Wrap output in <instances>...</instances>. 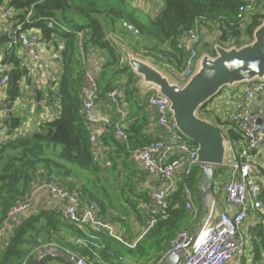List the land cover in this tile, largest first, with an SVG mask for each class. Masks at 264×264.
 I'll list each match as a JSON object with an SVG mask.
<instances>
[{
  "label": "trees",
  "instance_id": "obj_1",
  "mask_svg": "<svg viewBox=\"0 0 264 264\" xmlns=\"http://www.w3.org/2000/svg\"><path fill=\"white\" fill-rule=\"evenodd\" d=\"M142 1L9 0L7 2L12 10L9 20L13 23V31L11 35H0V46L8 45L4 51L3 63L10 74L6 98L10 109L23 94V82L32 77V66L21 53L23 51L27 55L22 44L12 43L17 32L28 31L35 26L36 30L42 33L43 49L47 48L58 54L61 70L52 75L50 82H47L52 96H58L59 112L56 116L41 122L36 131L20 134L0 143V234L5 232L1 230L8 210L19 201L31 196L36 183L46 180L58 181L70 189L78 187L84 198L97 200L102 205L104 216L107 209L106 198L109 195L101 183H106L109 176L102 177L103 169L98 160L100 150L107 146H116L120 152L130 156L133 151L141 148L151 139L148 131L152 124L156 126V113L147 107V96L141 98L139 95V88L136 87L139 76L124 61L122 52L110 37L111 34L119 37L136 54L151 59L162 68L173 66L183 69L187 53L178 48V42L188 36L195 27H198L203 38L201 48L215 53L211 44L204 43L205 34H217L218 41L223 46L232 44L241 46L253 39L256 27L264 19L261 13L252 15L245 22L239 19V8L246 0H164L163 6L155 15L146 10L148 5L143 4ZM123 22L132 23L139 33L128 31L124 28ZM92 50L105 52L109 59L101 66L100 71L95 70L98 74L99 97L107 98V94L116 87L124 92L121 106L129 111V124L126 130L130 137L127 142L122 141L115 134V129L113 132L102 130L99 148L91 145L90 132L80 109L82 104L80 89L86 67L93 63ZM37 91L41 98L44 91L42 89ZM232 93L236 92L232 91ZM209 103L201 110L202 114H213L208 108ZM9 112L0 117V123L13 132L23 124L24 119L19 114ZM211 116L215 117V124L221 127L232 144L237 146L245 144L243 134L235 121L223 119L216 114ZM134 118L138 119L132 122ZM190 142L195 144L191 139ZM109 159L113 166L110 173H114L119 168L116 165V157L111 155ZM137 169L134 166L131 168L134 174L129 177V184L135 178L137 181L143 178L144 174ZM214 172L213 195L219 201H222L221 196L227 201L224 192L218 190V184L227 179L228 169L225 166H216ZM203 173L204 169L196 166L191 175L184 176L182 173L179 175L178 185L169 196L171 205L168 212L161 215L150 210L155 223L135 248H129L124 243L115 241L113 237L108 236V232L105 233L104 229L97 231L89 229L90 234L98 236L99 239L105 238L107 242L105 247L99 243V249L95 245L91 246L86 251L89 259L95 260L99 255L104 260L116 264L115 259H121L123 254H129L131 257L143 256L145 261L152 260L154 263L158 261L162 254L170 250L171 240L179 231L183 229L192 231L196 224L194 212L187 208L184 186L188 183L195 191L201 184ZM136 187L135 181L129 186L130 192L135 193L144 202L139 203V209H145L143 205L149 207L148 190L137 192ZM123 189L124 186L119 187L121 192ZM261 198L264 200L263 195ZM135 207L138 210L136 204ZM200 211L201 209L198 208V214ZM253 213L258 220L256 226L260 227L257 238H254L260 252L264 251V212L253 211ZM63 229H70L74 233L90 238L75 224L64 219L62 210L26 211L20 225L3 234L6 240L0 245V264H29L35 258L34 250L56 238L57 233ZM55 242L75 249L73 244L60 238L55 239Z\"/></svg>",
  "mask_w": 264,
  "mask_h": 264
},
{
  "label": "built area",
  "instance_id": "obj_2",
  "mask_svg": "<svg viewBox=\"0 0 264 264\" xmlns=\"http://www.w3.org/2000/svg\"><path fill=\"white\" fill-rule=\"evenodd\" d=\"M238 17L241 21L248 20L252 15L261 13L264 16V2L261 0H246L239 8ZM0 15L4 20L12 16V10L7 3L0 2ZM264 20V19H263ZM128 31L139 33L132 23L123 22ZM21 25L18 26L20 28ZM111 39L117 37L111 34ZM202 36L198 27L188 33V36L178 42V48L187 53L183 69L168 66L166 71L181 84L187 83L189 77L195 72L197 61L201 55ZM22 44L24 51L32 62L41 57L44 47L42 33L35 28L32 31L17 32L12 43ZM114 43V41H113ZM116 46V45H115ZM4 53H0V114H7L10 110L6 101L10 74L3 63ZM242 91L236 94L234 111L228 114L226 120L235 121L244 137V145L237 146L227 139L228 155L226 165L228 169L227 180L218 184V190L222 189L227 196L228 203L220 207L219 201L213 195L207 197L210 202L205 217L201 220L200 227L192 233L183 229L171 240V248L167 255L177 254L178 264H232L233 258L244 251V239L240 237V230L245 219L250 215V209L259 211L264 208V200L261 198L263 187L256 174L255 167H264V80H253L242 85ZM81 114L90 132L92 147L99 148L102 139V130L98 127L94 116V107L99 97L98 74L90 67H86L84 79L81 85ZM40 98L41 117L50 120L59 112L58 96H52L47 85ZM122 89L113 88L107 94V98L116 105L123 116L126 110L121 106L124 98ZM260 101L255 106V101ZM147 107L156 113L157 133L144 145L135 150L136 159L142 169L152 178V185L148 189L149 209L154 213L164 215L170 208L169 196L178 185L179 175H191L196 166L203 169L206 164L198 159V145L193 144L183 132L176 126L170 107V100L161 95L158 90L152 89L147 94ZM202 116L210 117L207 114ZM21 127V126H20ZM115 134L124 142H127L130 134L120 124L115 126ZM28 133L24 129H14L13 132L0 123V143L6 139ZM223 184V185H222ZM42 186L47 188L50 195L60 201L64 219L75 224L90 238L95 235L88 232L89 229H107L112 233V226L103 219V207L98 201L84 198L77 187L70 189L56 181H44ZM194 189L188 183L184 186V197L187 208L198 214V206L194 202ZM32 196L19 201L7 212L1 231L12 230L22 222L23 214L32 208ZM155 221V218L152 222ZM115 238L118 237L112 234ZM80 241H82L80 239ZM54 244L40 249L38 256L62 254L67 261L73 264H113L104 260L101 256L97 259H87L84 255L67 248L56 249ZM164 258V257H163ZM264 258V255H263ZM163 260L153 264H161Z\"/></svg>",
  "mask_w": 264,
  "mask_h": 264
},
{
  "label": "crops",
  "instance_id": "obj_3",
  "mask_svg": "<svg viewBox=\"0 0 264 264\" xmlns=\"http://www.w3.org/2000/svg\"><path fill=\"white\" fill-rule=\"evenodd\" d=\"M9 0H4V3H7ZM144 1V2H143ZM142 3L148 5L147 11H150L152 15H155L158 13L159 8L163 6L164 0H143ZM155 3V4H154ZM10 19V18H9ZM4 20L2 16L0 15V35L1 34H10L13 31L12 26L13 23L10 20ZM36 29L34 26L32 29H29L28 31H32L33 29ZM214 34V33H212ZM217 35V34H214ZM206 34L204 35L205 38ZM124 43L126 46L127 44L123 42L119 37H114ZM8 45H1L0 46V53H4L5 48ZM117 47V45H116ZM118 48V47H117ZM94 52L91 61H93L92 64H89L88 67H90L92 70L100 71V68L103 64H105L109 59L105 52H98L96 50H92ZM41 52V57L38 61L32 62L28 55H26L23 51L21 52L27 60V62L32 66V74L30 80H25L23 82V91L25 93L26 91V110L25 113L24 110H22V105L17 101L13 107L9 110L10 114H19L21 117H23L24 122L19 127V129H24L27 127L28 133L36 131L39 124L47 119H43L41 117V106H40V95L37 90H41L44 85H47V82H50V79L52 78V75L56 74L57 71L61 70V63L58 60V57L55 52H52V50H48L47 48H44ZM205 50L202 49V53H204ZM125 61V57H124ZM126 62V61H125ZM48 86V85H47ZM242 85H240L237 88V91L232 90L230 88L225 89L218 98H214L211 103H209V109L213 111V114L211 115H219L221 118L226 119V117L231 115L234 111V101L236 94L240 93L242 91ZM240 92H239V91ZM232 91H235L236 93H232ZM139 95L141 96L140 90ZM142 98V96H141ZM255 106L260 105V101L254 102ZM22 111L16 112V111ZM129 111L126 110L125 116L122 115V113L119 111V109L116 107L114 103H112L108 98H102L97 100L96 105L94 107V116L95 120L97 122V125L101 130L104 132H113L115 129L116 124H120L125 129L127 128V125L129 124ZM6 114H0V117L2 118ZM210 115V114H209ZM208 115V116H209ZM210 115V117H211ZM214 117V116H212ZM215 118V117H214ZM138 118H134L132 120L135 121ZM131 122V123H132ZM157 133V126L155 124H152L150 126V129L148 131V134L151 135V138L155 136ZM243 143V142H242ZM108 150V151H107ZM113 155L116 157V165L119 166L118 169L114 171V173H110V170L113 168L112 162L109 159V157ZM136 152L133 151V153L130 156H127L124 152H120L118 150V147H108L102 148L98 155V160L100 162V166L103 169V178L108 175L109 180L106 183H101L107 191H108V197L106 198V204L107 209L104 214V220L109 223L112 226V233L109 232L107 229L105 230V233L108 234L109 237H113L115 241L124 243L129 248H135L136 245L139 243V241L143 238V236L150 230V228L154 225L155 222H152L154 219L149 207L146 208L145 205L144 208L140 210L139 203H144L141 201V199L136 196V194L130 192L129 186L132 185L135 181L137 184V192L141 190H148L152 185V178L147 174L145 175V171L142 169L141 165L139 164L138 160L135 157ZM131 164V165H130ZM115 165V166H116ZM138 168V172H141L144 174L143 178L139 181L134 179V181L129 184V177L133 176V172L131 170L132 167ZM136 170V169H135ZM256 174L258 175L259 180L261 181L263 192L262 195L264 196V182L260 179L259 174H262L264 176V167H255ZM121 174L120 176L118 174ZM136 175V174H135ZM117 176V177H116ZM115 178H118L116 181ZM69 181H73L68 179ZM78 182V180H75V182ZM103 182V181H101ZM43 182H38L34 185V188L32 190L31 196L33 199L32 202V208L30 210L39 211L40 209H50L54 212L61 211L62 206L60 205V201L52 197L44 186H42ZM79 183V182H78ZM199 187L195 190V197L194 202L198 206V208L201 209L199 212L200 221L205 217L209 203L207 197L203 195V188L204 185L202 183ZM223 185V184H222ZM124 186L123 192L119 190V187ZM112 191V192H111ZM220 192L223 190L220 189ZM261 195V196H262ZM219 205L220 207H223L227 204V201L223 198V196L220 197ZM138 207L137 208L135 207ZM202 207H201V206ZM264 212V208L262 210L256 211V212ZM253 211H250V215L248 218L245 219V222L239 232L240 237L244 239V251L241 255L234 257L232 264H264V258L262 257L264 255V251H260L258 249V246L256 245L255 239L257 238V235L259 233L260 227L256 226L258 220L253 216ZM202 222V221H201ZM201 224V223H200ZM196 228V230L200 227ZM6 232V231H5ZM5 232L0 234V245H3L4 241L6 240V237L3 235ZM108 232V233H107ZM112 234L117 235L118 237H114ZM54 238V237H53ZM62 239L65 242L71 243L75 246V249H72L71 247H66L62 244H57L55 242V239ZM97 238V239H96ZM80 239L82 241H80ZM97 240V241H96ZM99 241V242H98ZM103 247L107 245V242L104 239H99L98 236L93 238H86V236L79 235L77 233H74L72 230L63 229L62 231L57 233L56 238L51 239L50 242L44 243V245L40 246V248H36L34 250V253L36 254L35 257L38 256L40 249L46 248L49 244H54L56 249L59 248H67L72 251H76L84 255L87 259L89 257L87 256L86 251L91 248V246L95 245L98 249L100 248V244ZM81 250L85 252H80ZM94 252L93 249H90ZM168 252L162 254L160 258L157 260H163L161 264H178L179 263V257L177 254L174 255H167ZM256 253L258 255L256 256ZM58 255H48L43 258V264H73L66 260V258L60 254L56 253ZM164 257V258H163ZM257 257V259L255 258ZM116 264H153L154 261L147 260L145 261V257L137 255L136 257H131L129 254H123V257L121 259H115L114 260Z\"/></svg>",
  "mask_w": 264,
  "mask_h": 264
},
{
  "label": "water",
  "instance_id": "obj_4",
  "mask_svg": "<svg viewBox=\"0 0 264 264\" xmlns=\"http://www.w3.org/2000/svg\"><path fill=\"white\" fill-rule=\"evenodd\" d=\"M112 40L129 67L139 76L136 87L142 98L155 89L170 100L176 126L198 145V159L206 164L202 176L203 195L211 196L214 168L227 164L228 144L221 127L210 117L202 116L201 110L227 88L237 91L246 82L264 80V20L256 27L253 39L241 46H223L218 41V35L207 33L204 43L211 44L215 53L207 50L200 55L195 72L185 84L118 39L113 37ZM42 262L40 255L29 264Z\"/></svg>",
  "mask_w": 264,
  "mask_h": 264
},
{
  "label": "rangeland",
  "instance_id": "obj_5",
  "mask_svg": "<svg viewBox=\"0 0 264 264\" xmlns=\"http://www.w3.org/2000/svg\"><path fill=\"white\" fill-rule=\"evenodd\" d=\"M155 4V3H154ZM163 4H164V1H163ZM24 87V86H23ZM22 91H23V88H22ZM221 95H219V96H217L216 98H218V97H220ZM215 98V99H216ZM17 101L20 103V105H22V110H24L25 111V113L27 112V110H26V91H25V93H24V91H23V94L17 99ZM16 101V102H17ZM213 101V100H212ZM15 102V103H16ZM14 103V104H15ZM211 103V102H210ZM16 112H20V113H22V111H16ZM204 114V113H203ZM210 119L215 123L216 122V120H215V118L214 117H210ZM220 166V165H219ZM259 177H260V179L264 182V176L262 175V174H259ZM227 180V179H226ZM112 192V191H111ZM194 197H195V192H194ZM195 221H196V224H194V227L192 228V233H194L195 231H196V228L199 226V224L201 223V221H200V216H199V214L196 216V218H195Z\"/></svg>",
  "mask_w": 264,
  "mask_h": 264
}]
</instances>
